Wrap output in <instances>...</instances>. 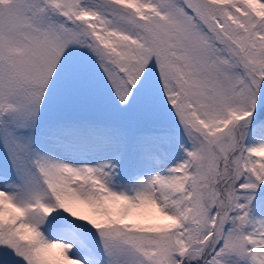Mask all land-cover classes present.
Returning <instances> with one entry per match:
<instances>
[{
	"label": "snow or ice",
	"instance_id": "obj_1",
	"mask_svg": "<svg viewBox=\"0 0 264 264\" xmlns=\"http://www.w3.org/2000/svg\"><path fill=\"white\" fill-rule=\"evenodd\" d=\"M0 264H264V0H0Z\"/></svg>",
	"mask_w": 264,
	"mask_h": 264
}]
</instances>
